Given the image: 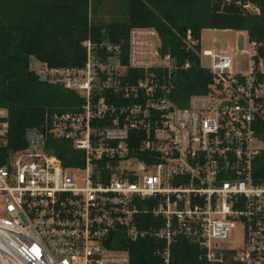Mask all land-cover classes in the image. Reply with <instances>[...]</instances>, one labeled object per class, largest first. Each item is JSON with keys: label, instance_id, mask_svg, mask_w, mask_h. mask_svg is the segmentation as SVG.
<instances>
[{"label": "built area", "instance_id": "2783aa9c", "mask_svg": "<svg viewBox=\"0 0 264 264\" xmlns=\"http://www.w3.org/2000/svg\"><path fill=\"white\" fill-rule=\"evenodd\" d=\"M241 32L245 72L234 70L230 50H203L205 66L198 40H187L214 80L186 106L171 97L180 64L154 27L130 30L127 59L124 43L88 39L83 66L41 64L43 80L85 102L53 113L45 132L28 129L26 144L7 152L9 110L0 107V264H136L129 248L109 244L120 231L162 241V264L180 237L210 261L231 251L239 264H264V182L253 174L264 150L256 143L264 141V39ZM132 69L143 71L137 82L125 81ZM48 134L71 140L83 164L64 166ZM230 238L239 244L214 243Z\"/></svg>", "mask_w": 264, "mask_h": 264}, {"label": "trees", "instance_id": "16d2710c", "mask_svg": "<svg viewBox=\"0 0 264 264\" xmlns=\"http://www.w3.org/2000/svg\"><path fill=\"white\" fill-rule=\"evenodd\" d=\"M125 10L124 21L98 24L92 20L90 0H0V107L9 110L11 139L6 152L26 144L28 129L45 132L53 113L80 111L85 102L76 90L43 80L31 67L32 58L48 66H83L84 42L90 39L95 44L124 43L127 59L130 30L154 27L164 53H172L180 64L172 76L171 97L186 106L192 94L207 92L214 80L196 50L188 47L189 38L198 40V50L208 28H233L246 31L251 39H264V0H126ZM99 52L108 55L105 48ZM187 62L190 66L182 67ZM140 76L143 71L132 69L125 81L137 82ZM46 146L66 167L83 164L84 152L71 140L48 134ZM253 174L257 182H264V150L254 159ZM112 238L109 244L129 248L136 264H162L156 251L165 244L154 236L132 240L120 231ZM171 255V264H239L231 251L222 261H210L187 237L172 244Z\"/></svg>", "mask_w": 264, "mask_h": 264}, {"label": "rangeland", "instance_id": "374dc122", "mask_svg": "<svg viewBox=\"0 0 264 264\" xmlns=\"http://www.w3.org/2000/svg\"><path fill=\"white\" fill-rule=\"evenodd\" d=\"M92 5V20L94 23L105 24L113 21H124L126 0H90ZM242 30L238 29H204L201 36V53L203 50H213L220 52L230 50L234 53V70L245 72L248 69L247 43L243 41ZM202 63L205 66L211 65V57L202 53ZM41 62L36 58L31 59V67L40 70ZM259 145H264V141L256 140ZM79 176L83 171H78ZM219 247H231L239 244L238 238H230L223 241H215Z\"/></svg>", "mask_w": 264, "mask_h": 264}]
</instances>
